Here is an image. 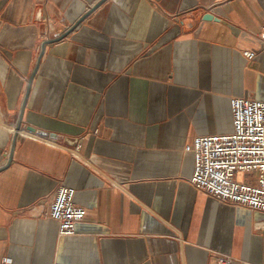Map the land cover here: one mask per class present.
I'll list each match as a JSON object with an SVG mask.
<instances>
[{
	"label": "crops",
	"instance_id": "crops-1",
	"mask_svg": "<svg viewBox=\"0 0 264 264\" xmlns=\"http://www.w3.org/2000/svg\"><path fill=\"white\" fill-rule=\"evenodd\" d=\"M263 22L264 0H0V263L264 264V212L197 189L185 151L264 99Z\"/></svg>",
	"mask_w": 264,
	"mask_h": 264
},
{
	"label": "built area",
	"instance_id": "built-area-1",
	"mask_svg": "<svg viewBox=\"0 0 264 264\" xmlns=\"http://www.w3.org/2000/svg\"><path fill=\"white\" fill-rule=\"evenodd\" d=\"M259 37L264 40V22ZM249 60L256 54L245 51ZM233 130L228 134L195 137L185 151L193 154L192 184L219 201L264 212V99H230ZM26 136L35 138L31 133ZM76 190L60 186L48 209L60 236L75 234L86 211L75 203ZM264 228V221L256 223ZM0 264H14L5 258ZM214 264H251L217 255Z\"/></svg>",
	"mask_w": 264,
	"mask_h": 264
},
{
	"label": "water",
	"instance_id": "water-1",
	"mask_svg": "<svg viewBox=\"0 0 264 264\" xmlns=\"http://www.w3.org/2000/svg\"><path fill=\"white\" fill-rule=\"evenodd\" d=\"M215 17H214V15L213 14H211V13H206L205 15H204V19L205 20H213ZM29 131H35V129L34 128H31V127H29V129H28ZM16 138H17V135H14V142H13V146H14V144H15V140H16Z\"/></svg>",
	"mask_w": 264,
	"mask_h": 264
}]
</instances>
